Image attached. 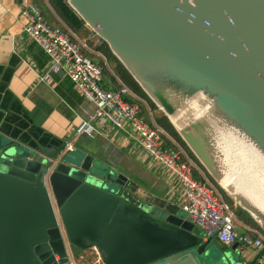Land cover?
<instances>
[{
    "label": "water",
    "instance_id": "95a60500",
    "mask_svg": "<svg viewBox=\"0 0 264 264\" xmlns=\"http://www.w3.org/2000/svg\"><path fill=\"white\" fill-rule=\"evenodd\" d=\"M64 1L264 232V213L219 181L205 147L209 134L193 121L202 107L180 130L172 120L179 103L170 98L202 93L216 117L264 154V0ZM224 138L245 145L232 132ZM62 151L0 137V264H72L91 249L102 264H247L238 243L220 247L214 236L203 240L184 214L150 209L152 199L132 190L125 176ZM233 166L231 159L224 170L232 174ZM220 255L219 263L214 257Z\"/></svg>",
    "mask_w": 264,
    "mask_h": 264
},
{
    "label": "crops",
    "instance_id": "0c3cea01",
    "mask_svg": "<svg viewBox=\"0 0 264 264\" xmlns=\"http://www.w3.org/2000/svg\"><path fill=\"white\" fill-rule=\"evenodd\" d=\"M39 8L50 23L52 20L46 17L47 12L42 6ZM28 23L16 0H0V137L52 151L62 150L63 145L72 143L73 153L91 157L99 170L125 176L132 190L152 199L150 209L160 212L173 209L183 214V186L174 172L154 161L144 151L131 126L118 129L111 124L93 122L95 128L91 136L77 135L81 121L90 117L96 107L84 98L65 74L52 72L49 57L25 32ZM80 33H90L89 37H93L88 27ZM42 76H49L50 79L42 81ZM104 80L111 85L107 77ZM119 85L118 80L114 91ZM134 96L125 99L138 104L135 100L139 97ZM139 107L144 113L148 107L154 122L163 115L159 114V110L152 111L148 105ZM143 119L147 121L145 116ZM164 144L166 147V139ZM242 213L237 230L245 234L255 226L249 215L244 211ZM261 253L262 249L249 248L243 252V256L247 263L257 259L255 264H261ZM91 254L94 252L87 250L73 258V263L85 264L84 261H88ZM95 254L98 253L95 251ZM91 264H102L99 255L93 258Z\"/></svg>",
    "mask_w": 264,
    "mask_h": 264
},
{
    "label": "built area",
    "instance_id": "2783aa9c",
    "mask_svg": "<svg viewBox=\"0 0 264 264\" xmlns=\"http://www.w3.org/2000/svg\"><path fill=\"white\" fill-rule=\"evenodd\" d=\"M16 1L21 6L22 16L29 20L26 34L49 57L52 72L65 74L79 88L84 98L96 107L90 117L81 121L77 135L91 136L95 128L93 122L111 124L118 129L131 126L144 151L154 161L174 172L183 186L181 209L203 235V240L214 236L227 247L238 243L242 254L249 248L262 249L260 262L264 264V232L257 228L249 229L245 234L238 232L235 216L223 197L215 193L204 180L195 177L190 160H184L172 147H165L164 139L171 140V137L156 122L145 121L138 104L125 99L134 94L124 83L119 81V88L115 91L102 87L103 69L88 53L93 52L89 40L81 39L63 23V26L50 24L34 0ZM49 79V76L41 77L42 81ZM73 151V144L66 143L62 153ZM71 262L74 264L73 260Z\"/></svg>",
    "mask_w": 264,
    "mask_h": 264
},
{
    "label": "bare ground",
    "instance_id": "6f19581e",
    "mask_svg": "<svg viewBox=\"0 0 264 264\" xmlns=\"http://www.w3.org/2000/svg\"><path fill=\"white\" fill-rule=\"evenodd\" d=\"M170 98L179 103L177 114L172 117L177 128L185 130L193 121L199 119L198 122L208 132L209 137L205 139V147L209 149V155L215 164L222 186L237 200H243L264 213V154L247 136L227 121L216 117L217 109L213 101L208 100L202 93L190 98L178 97L171 93ZM202 101L205 106H202ZM197 106L202 107V110L193 118V121H190L188 117ZM228 132H232L237 138L240 137L245 145L237 148L234 139L225 140L224 136ZM221 141L232 147L228 144L227 147ZM231 159L234 161L232 174L224 170V163ZM219 163L222 168L220 171Z\"/></svg>",
    "mask_w": 264,
    "mask_h": 264
},
{
    "label": "trees",
    "instance_id": "16d2710c",
    "mask_svg": "<svg viewBox=\"0 0 264 264\" xmlns=\"http://www.w3.org/2000/svg\"><path fill=\"white\" fill-rule=\"evenodd\" d=\"M36 4L42 6L44 10L47 12L46 17L49 20L55 22H61L65 24L70 30L74 33H79L84 28H86V24L84 21L79 17V15L64 1V0H34ZM53 12V13H52ZM55 14V16H54ZM90 43V42H89ZM98 50L103 54L108 62H111L115 65L112 69V72L108 71L104 66L103 62H100L101 67L103 69L104 78L107 77L111 85H107L105 80L102 84V87L108 90H114L113 87L118 86V80L124 83L135 95L141 98L147 105L150 107L152 111L158 110L155 104L149 99L146 93L142 90L139 84L134 80V78L130 75V73L126 70V68L120 63V61L113 55L111 50L108 48L105 42H101ZM112 87V88H111ZM130 102H133L130 99H127ZM156 123L164 129V131L171 137L172 140L180 144L186 153L190 156V158L205 172L203 166L199 163V161L193 156L185 142L176 132L172 124L169 122L165 115H162L160 118H156ZM64 146V145H63ZM62 146V149H63ZM173 146L170 139L166 138V147ZM197 179L203 180L197 173H194ZM253 225L260 229L257 224L252 220ZM224 246V245H223ZM225 247V246H224Z\"/></svg>",
    "mask_w": 264,
    "mask_h": 264
},
{
    "label": "rangeland",
    "instance_id": "374dc122",
    "mask_svg": "<svg viewBox=\"0 0 264 264\" xmlns=\"http://www.w3.org/2000/svg\"><path fill=\"white\" fill-rule=\"evenodd\" d=\"M50 24H52V25H54V26H63L62 25V23H59V22H55V21H51L50 22ZM81 32V31H80ZM77 33V35L81 38V39H89L90 41V43H89V47H90V49L93 51V52H88L90 55H91V57H92V59L96 62V63H98L100 66H101V64H100V62H103L104 63V66L106 67V69L108 70V71H110V72H112V69L115 67V65L113 64V63H111V62H108L107 60H106V58L103 56V54L98 50V48H99V46H100V44H101V42L99 41V39L97 38V37H89V35H90V33L88 34H83V33ZM137 98V97H136ZM137 103H138V105L139 106H145V105H147L144 101H142V100H140L139 98H137L136 100H135ZM159 110V109H158ZM159 112V114H162V111L161 110H159L158 111ZM144 115H143V114ZM141 113V115L144 117H146L147 119V122H149V123H153L154 122V118L152 117L151 118V116H150V111L148 110V107H146V109H145V113L144 112H142ZM156 114V113H155ZM165 140V139H164ZM171 142H172V147H173V149H175L176 151H178L181 155H182V158L184 159V160H190L191 161V163H192V166H193V171H194V173H197L198 175H199V177H201L207 184H208V186L215 192V193H218L219 195H221L222 197H223V199H224V201L227 203V205L229 206V208H230V210H231V212L234 214V216H235V223H236V226H238L239 225V220H241L242 219V210L240 209V207H238V205H237V203L235 202V200L231 197V196H229L224 190H223V188L219 185V183L216 181V179L213 177V176H211V175H209L208 173H205L191 158H190V156L186 153V151L183 149V147L180 145V144H178L177 142H175L174 140H172L171 139ZM189 148V147H188ZM189 150H190V148H189ZM191 151V150H190ZM191 153L193 154V156L197 159V157L195 156V154L191 151ZM77 154V152L76 153H73V152H70V153H68L67 155L70 157V156H74V155H76ZM117 174V173H116ZM183 214L188 218V214L187 213H185V212H183ZM255 228H257L256 226H255ZM196 230L197 231H199L197 228H196ZM259 230H261V229H259ZM262 231V230H261ZM263 232V231H262ZM218 243V245L220 246V247H223V245L221 244V243H219V242H217ZM91 251L92 252H94V254H91L90 255V257L88 258V261H84V263L85 264H91V262L93 261V258H95V257H98V254H95V251H93L92 249H91ZM243 258L245 257V256H243V254L241 255ZM241 256H240V254H239V256H238V258L237 257H235V259H236V261H240L242 258H241ZM78 259V258H77ZM214 259H216V260H218V262L220 263V260H221V255L220 256H216V257H214ZM210 260L209 259H207V260H205V262H206V264H210V262H209Z\"/></svg>",
    "mask_w": 264,
    "mask_h": 264
},
{
    "label": "flooded vegetation",
    "instance_id": "af4514ba",
    "mask_svg": "<svg viewBox=\"0 0 264 264\" xmlns=\"http://www.w3.org/2000/svg\"><path fill=\"white\" fill-rule=\"evenodd\" d=\"M218 244V243H217ZM247 264H250V263H247Z\"/></svg>",
    "mask_w": 264,
    "mask_h": 264
}]
</instances>
